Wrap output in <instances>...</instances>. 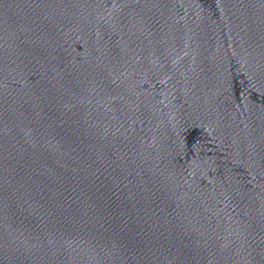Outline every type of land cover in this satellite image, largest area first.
<instances>
[{
  "label": "water",
  "instance_id": "1",
  "mask_svg": "<svg viewBox=\"0 0 264 264\" xmlns=\"http://www.w3.org/2000/svg\"><path fill=\"white\" fill-rule=\"evenodd\" d=\"M0 264H264V0H0Z\"/></svg>",
  "mask_w": 264,
  "mask_h": 264
}]
</instances>
